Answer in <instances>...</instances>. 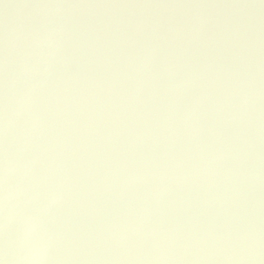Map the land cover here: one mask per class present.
Instances as JSON below:
<instances>
[{"label": "water", "instance_id": "obj_1", "mask_svg": "<svg viewBox=\"0 0 264 264\" xmlns=\"http://www.w3.org/2000/svg\"><path fill=\"white\" fill-rule=\"evenodd\" d=\"M0 264H264V0H0Z\"/></svg>", "mask_w": 264, "mask_h": 264}]
</instances>
